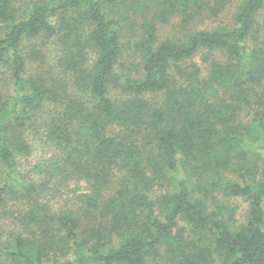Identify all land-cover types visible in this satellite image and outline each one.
Masks as SVG:
<instances>
[{"label": "trees", "instance_id": "1", "mask_svg": "<svg viewBox=\"0 0 264 264\" xmlns=\"http://www.w3.org/2000/svg\"><path fill=\"white\" fill-rule=\"evenodd\" d=\"M177 1L183 25L194 19L189 11L204 7L200 0H167L169 6ZM107 3L115 0H39L19 14L13 0H0V68L12 80V91L0 93V213L18 227L3 241L0 225V259L145 264L160 257L166 264H214L217 253L223 264H264V173L253 184L226 175L255 172L254 159L264 156V48L249 47L259 36L255 17L264 0H243L231 26L182 38H160L153 20L144 23L139 77L116 70L123 42ZM213 3L215 13L229 4ZM40 35L64 40L48 79L30 73L22 50L25 39ZM200 52L212 57L205 73L191 62ZM113 86L123 99H114ZM244 103L253 106L246 124ZM44 106L53 109L41 135L57 153L26 169L15 152L32 155L21 133ZM115 170L126 173L110 194ZM161 179L169 192L153 199L148 187ZM79 180L89 188L75 207L52 211L49 199ZM212 192L246 198V221L233 227L225 212H208L202 195ZM10 201L19 207L9 209ZM179 218L199 236L196 245L184 228L175 231Z\"/></svg>", "mask_w": 264, "mask_h": 264}, {"label": "rangeland", "instance_id": "2", "mask_svg": "<svg viewBox=\"0 0 264 264\" xmlns=\"http://www.w3.org/2000/svg\"><path fill=\"white\" fill-rule=\"evenodd\" d=\"M16 4L19 14L24 12L26 4L31 1L39 0H13ZM214 0H200V4H203V8H198L195 6L191 11L193 15V21L189 25H183V8L180 5V2H176L175 5L169 6L167 0H115L114 4L107 3V12L111 18H114L120 26V33L122 36L123 42V54L120 59V63L117 66L116 70L119 71V74H129L133 77H139L143 75V71L140 68L145 50L140 45V42L143 38V29L142 26L144 23L153 20L157 25L158 30L156 31L159 34L160 38L170 37V38H182L188 33L199 30V29H213L220 26L228 27L231 26L234 20V14L238 9V5L243 0H228V5L226 9L220 11L219 13L214 12ZM118 4V5H117ZM212 6V8H211ZM57 17L53 18V23H58ZM256 30L259 31V36L256 32V38L252 39L249 42V47L254 48V44L260 45L264 48V5L255 17ZM58 25V24H57ZM63 38L56 35L54 37H49L46 35H40L32 39H25L22 44V50L25 53V56L28 60V63L31 65L29 68L30 73L32 74H43L46 79L48 76L53 74L54 69L58 64V58L63 49ZM92 48L89 47L90 55L93 56L94 52L91 51ZM213 56L223 59L226 61L227 56L224 52L220 50H214L211 52ZM62 56V54H61ZM212 58L211 55L205 57L201 52L192 58L191 62L197 61L201 70L205 73L208 66V59ZM189 62V63H191ZM124 65V66H123ZM120 68V69H119ZM203 73V74H204ZM264 81V77L262 79ZM112 94L114 99L119 101L123 99L125 94L118 88L112 87ZM12 91V80L10 73L5 68H0V93H10ZM254 107H257L254 105ZM52 107L44 106V110L41 111L39 116L34 118V122H29L27 128L22 130V133L26 139L31 143L33 147V153L31 156H22L21 153L16 151V157L18 161L22 163V167L26 169L32 168L34 165L39 164L40 161H43L45 158H50L54 156L57 152L55 150L52 153V148L45 144L44 138L42 137V123L46 119L48 112ZM253 106L243 105L241 112V121L245 124L249 123V118L251 117L248 112H253ZM19 132L13 128V132ZM14 133L10 132L8 135L9 140L12 142L11 136ZM248 140H254L250 134H248ZM256 142V141H255ZM13 145V142H12ZM59 154V152H58ZM63 156V155H62ZM256 163L257 171L252 172V168H248L247 171L236 170V171H227L226 175L229 179L237 181L239 183L247 184L254 183L253 176L261 177L260 175L264 173V156H256L254 159ZM23 170V169H22ZM25 172V170H23ZM249 171L251 173H249ZM1 172V168H0ZM126 173L125 170L114 171L113 181L111 187L109 188V193L112 194L113 189L118 190V182H120ZM1 175V173H0ZM1 178V177H0ZM156 184L150 185L148 187V192L153 197V199L160 198L162 195L169 192V187L164 180H156ZM88 183L85 180L73 181L70 183L68 188H65L63 194L50 200V208L52 211L63 208H74L73 201L76 199L77 195L88 192ZM203 201L206 205L208 212H225L226 218L231 222L233 227H238L246 221V217L249 211V201L244 197H232L226 196L220 192H212L206 195H202ZM18 202L14 201L9 203V209L18 208ZM158 212L162 219L165 218V214L162 213L159 207H157ZM13 217L10 215H4L0 213V225L3 231L2 239L3 241L8 240L18 227L16 223L12 220ZM184 228L185 238L190 240L194 245H196L199 236L193 234V231L187 221L182 218L178 219V227L175 228L179 230ZM211 244L212 243H208ZM214 254L215 261L214 264H223L221 261V255ZM0 264H5L4 259H0ZM145 264H166L162 258L153 257L148 258Z\"/></svg>", "mask_w": 264, "mask_h": 264}]
</instances>
